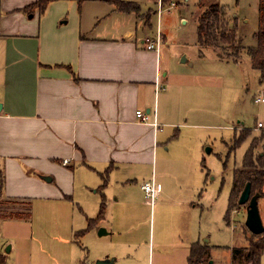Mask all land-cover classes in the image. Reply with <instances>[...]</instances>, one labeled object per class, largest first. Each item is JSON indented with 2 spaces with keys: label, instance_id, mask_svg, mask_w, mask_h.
I'll return each instance as SVG.
<instances>
[{
  "label": "crops",
  "instance_id": "1",
  "mask_svg": "<svg viewBox=\"0 0 264 264\" xmlns=\"http://www.w3.org/2000/svg\"><path fill=\"white\" fill-rule=\"evenodd\" d=\"M36 1L0 0V203L40 200L58 213L69 211L72 222L85 214L87 225L102 200V220L113 206L131 204L128 211H116L124 221L137 213L134 200H125L120 190L139 183L144 192L141 185L152 179L160 198L176 195L171 205L177 215L192 216L207 181L197 163L205 161L207 136L193 137L185 129L214 127L217 89L211 74L196 71L194 61L162 54V34L158 49H147L146 39L158 33L148 35L150 23L138 32L129 23L135 11L98 0L112 8L95 15L92 24L83 12L88 0L54 1L43 12L29 8ZM139 10L137 17L146 22V11ZM105 17L120 23H100ZM136 110L159 128L139 123ZM77 187V193L80 187L100 192L78 197ZM4 222L1 218L2 230ZM177 224L179 239L186 236L184 264H189L191 247L203 243L195 238L192 219ZM5 244L0 253L7 264L14 246L4 251ZM115 263L116 257L110 264Z\"/></svg>",
  "mask_w": 264,
  "mask_h": 264
},
{
  "label": "rangeland",
  "instance_id": "2",
  "mask_svg": "<svg viewBox=\"0 0 264 264\" xmlns=\"http://www.w3.org/2000/svg\"><path fill=\"white\" fill-rule=\"evenodd\" d=\"M125 1H134L146 11L143 13L146 22L137 17L140 10L136 11L137 15L131 13L129 23L133 26L137 24L138 32L150 23L151 28L146 27L148 35L154 37L158 33L164 39L162 54L172 56V61H181L182 57L188 63L194 61V69L211 74L208 78L213 79V90L217 89V110L212 123L215 128L185 129L187 135L192 134L193 137L207 136L203 149L205 161L201 165L197 161L202 169V179L207 180L202 186V197L194 204L193 215L184 217L183 212L177 215L176 208L171 205L176 195L163 199L159 194L147 205L145 201L148 197L140 190L139 183L128 184L120 193L125 200H134L132 207L136 216L133 214V218L122 221L117 216L121 213L116 211H128L131 204L115 205L101 221L102 225L89 229L85 214H79L72 222L66 216L69 211L58 213L53 209L54 204L46 208L40 200L0 203V219L6 221L3 230L0 226V234L4 236L0 245L6 243L4 251L11 242L14 246L7 253V264H96L102 256L116 257L115 264H184L186 236L181 235L182 240L179 239L181 228L177 223L186 218L189 223L193 220L196 240L208 245L202 264H234L232 248L247 245L252 236L244 224L246 205H238L231 211L228 224L224 217L233 169L241 165L250 142L258 144L254 150L255 157L264 150V126L257 127L258 122L264 125V103L254 101L264 97V78L252 68L245 52L247 47L255 44L253 34L257 28V0H203L202 9L198 7L201 0ZM209 3L225 7L227 20L230 15L237 18L238 36L245 50L241 49L235 60L222 61L216 57L219 50L197 45L195 20ZM82 6L83 12L89 15L88 22L92 24L97 23L95 15L107 14L112 8L98 0H88ZM114 22L120 23L118 18L110 20L107 17L100 23ZM72 23L74 18L70 19L69 25ZM232 57L235 58L233 54ZM239 135L248 137L238 148L231 150L235 137ZM207 148L211 149L210 152ZM77 192L78 187V197H98L100 189L97 194L93 193V189H88L87 193L82 187ZM258 208L264 226V198L259 200ZM130 223L132 225L126 227ZM107 226L125 230L119 234L114 230L100 236L99 229ZM260 264H264V252Z\"/></svg>",
  "mask_w": 264,
  "mask_h": 264
},
{
  "label": "trees",
  "instance_id": "3",
  "mask_svg": "<svg viewBox=\"0 0 264 264\" xmlns=\"http://www.w3.org/2000/svg\"><path fill=\"white\" fill-rule=\"evenodd\" d=\"M54 1L59 0H37L30 4L29 8H38L43 12L49 3ZM72 1L81 3L84 0ZM105 1L113 4L118 10L123 12H136L139 9V6L131 1ZM164 1L165 0H162V2ZM202 1L203 0L198 3V7L201 9L204 7ZM257 14V29L253 34L255 44L251 47H247L245 50L242 49L241 40L238 36L237 18H233L230 15L231 18L227 20V11L225 7L218 3L207 4L203 12L195 20L197 45L212 48L214 51L219 50V52L216 53V57L222 61L235 60L239 51L241 49L245 50L250 59L252 68L258 70L261 77L264 78V0H258ZM232 54L235 58L232 57ZM248 135H239L235 137L231 150L238 148L247 139ZM257 145V143L254 144V142H250L243 155L240 167L233 169L227 210L224 217L227 224L231 211L239 205L237 200L246 182L249 181L251 183V196L255 192L259 193L258 203L261 198H264V150L255 157L254 150ZM3 185L4 178L3 174L0 172V197ZM104 210L105 203L102 200L98 215L88 220V229L94 227L102 220ZM251 235V238L247 240V245L232 248L234 264H260L261 256L264 252V232L261 234L251 233ZM207 247V245H193L190 249L189 264H202L207 252ZM0 264H5V259L1 253Z\"/></svg>",
  "mask_w": 264,
  "mask_h": 264
},
{
  "label": "water",
  "instance_id": "4",
  "mask_svg": "<svg viewBox=\"0 0 264 264\" xmlns=\"http://www.w3.org/2000/svg\"><path fill=\"white\" fill-rule=\"evenodd\" d=\"M181 62H187L185 57H182ZM210 148H207V152H210ZM42 179L46 181H50L49 177L42 176ZM251 193V183L248 181L245 183L244 187L242 188L239 197H238V204L239 205H246V217H245V226L247 229L253 234H261L264 232V226L261 219V215L258 208V199L259 193L255 192L252 196ZM99 235L107 234L104 228H100L98 231ZM9 247H7V251ZM113 262V259L106 257L105 259H101L97 261L96 264H110Z\"/></svg>",
  "mask_w": 264,
  "mask_h": 264
},
{
  "label": "built area",
  "instance_id": "5",
  "mask_svg": "<svg viewBox=\"0 0 264 264\" xmlns=\"http://www.w3.org/2000/svg\"><path fill=\"white\" fill-rule=\"evenodd\" d=\"M159 10H161V8ZM159 43H160V35L157 34L156 38L146 39V48L149 49V50L158 49ZM254 101L256 103H260V102L264 103V97H262V98L258 97L256 99H254ZM135 117L137 118L139 123L151 124V125L155 126L156 128H159V126L156 124V122H153V123L149 122V116L146 115L142 110H136ZM263 126L264 125L261 122L257 123V127L258 128H261ZM67 163H68L67 160L63 161V164H67ZM141 188L146 193V196L149 198V199L147 198L149 203H152L153 200L159 194V186L154 181H146V182H144L141 185Z\"/></svg>",
  "mask_w": 264,
  "mask_h": 264
}]
</instances>
